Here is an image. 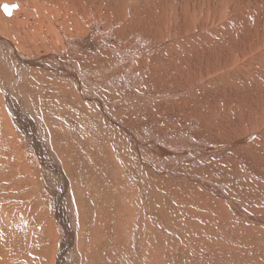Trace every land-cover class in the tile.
I'll return each mask as SVG.
<instances>
[{
    "label": "bare ground",
    "instance_id": "bare-ground-1",
    "mask_svg": "<svg viewBox=\"0 0 264 264\" xmlns=\"http://www.w3.org/2000/svg\"><path fill=\"white\" fill-rule=\"evenodd\" d=\"M0 9V92L17 132L29 131L30 170L49 178L41 192L54 198L68 249L72 205L95 197L89 174L102 189L112 181L108 200L136 210L128 253L147 245L165 264L264 258V0H0ZM208 237L235 246L198 249Z\"/></svg>",
    "mask_w": 264,
    "mask_h": 264
},
{
    "label": "rangeland",
    "instance_id": "rangeland-1",
    "mask_svg": "<svg viewBox=\"0 0 264 264\" xmlns=\"http://www.w3.org/2000/svg\"><path fill=\"white\" fill-rule=\"evenodd\" d=\"M1 31L2 30H0V35L3 36ZM35 90L37 92L38 90H40V87L38 89L36 87ZM2 94L3 93L0 92V123L1 121L3 123V124L2 123L0 124V132L3 135V136L0 135V138L2 137L0 139V142H3L1 144L2 148L0 147V149L3 150V151L0 150V160H1L0 169H2L4 173H2L3 172L2 170H1L2 172L0 171L1 173L0 178H2L0 180V187H1L0 197L3 196V199H1L2 203L0 205L3 210L1 214L4 213L5 216L3 214H2L3 216H1L0 214V221H1L0 226H2L3 232H4V233L0 232V235L2 236L5 235V237L7 236V234H10V235H8L9 240L4 241V244L0 246V264L2 263L12 264L10 263V259L17 254V251L19 252V254H22L23 256L25 252H28L27 253L28 257H26L27 260L22 259L25 262L24 264H81V263L82 264H165L167 257L166 256L163 257L162 253H160L158 250L154 249L150 245L149 246L152 249L148 248V246L146 245V248H145L146 251L142 253L138 252L139 253L138 254L135 252L136 254L134 255L131 253H128L127 247L130 245L129 244L130 240L128 239H131L133 231H134L133 221H134V216L136 214L135 212L136 210L133 208V206H131L132 210H129L130 207L126 210L128 213L124 211V208H123L124 206L121 202L123 198L119 196L121 192L119 193L118 190L117 192L119 194L118 193L117 194L120 198L119 199L120 201L115 200L114 202V201H111L113 199L108 200L109 198L113 196H110L108 191H106L108 194L105 193V190L111 189V186L109 185L112 181L108 183V186L105 185V188L102 189L101 187H97L99 186L97 183H94L96 182V180L91 181L92 176L89 174L83 175L84 177L86 176L85 177L87 181L86 185L90 184V186L88 185L89 187L87 189H89L90 191L92 189H95L93 191L95 193L98 191L96 194H99V195L96 196V194H94L93 191H91V193L93 194L92 199L95 195L93 201H91L92 203L89 202L91 205H89V203H86L87 205L85 206V203L80 202V204H77L79 205L77 206V209L74 204H73L74 206L72 205V207L76 209V210L74 209L76 213L75 214L76 217L74 219L75 222L73 226L68 224L69 231L72 233V236H73L72 238L73 247L71 248L72 250L68 249L67 247L68 244L67 242H65L67 239L65 237H61V235L58 234L59 226H57V224L55 223L56 222L55 213L58 212V210L55 211L56 204L54 203V198L51 196V194H49L50 191L48 190H47L48 192L45 193V196L44 194H42L43 192H41V186H42L41 184L46 180L47 182H49V178L46 177L44 180H41L38 178V176L32 174L33 173L32 169L30 170V167L31 168L33 167L32 165H30L31 164L30 158L27 155L24 149V144H23V142L29 141V131H27V135L24 136L23 138L21 137L20 133L17 132L16 125L14 123L15 121L12 118L13 115H11L13 110L11 109L9 110L8 108L9 106H7V104L5 103V100H3L4 96ZM42 95H45L46 97L48 96L44 93V90H43ZM31 97L33 98V100L30 103L34 105V107L36 108L38 112H41V114H43L42 108H44V105L38 102L39 98L37 97V95H35V92L33 93V96L31 95ZM45 117L43 119L46 120ZM45 127H46V123H45ZM45 127H44V133H43L44 136L42 137V139L44 140V142H46L49 145L48 141L45 140ZM14 156L16 157L15 159L17 158L19 159V162L17 163L15 162L13 158ZM6 166L7 167L9 166V167L7 168ZM19 166H20V169H18ZM39 168H41V165ZM29 181H31V183ZM47 182H46V186H49ZM92 184L93 185L95 184V185L93 186ZM101 192L102 193L104 192V193L101 194ZM103 198H107V199H103ZM97 200H98V204L96 203ZM110 202H114V203H110ZM63 206L64 204L62 203L61 205L62 209H63ZM113 206L114 208H112ZM107 207L109 209L110 208L112 209H110L109 211L107 210ZM120 207H122V210ZM68 210L69 208L66 209L65 211L68 212ZM110 212L112 213L113 216L110 214ZM131 216L132 218H130ZM111 225H112V228H111ZM122 228L124 229L122 230ZM186 234L190 235L192 233L187 232ZM95 237L96 239H94ZM29 241L32 242V245L29 244ZM122 241H125V244H122L124 243ZM197 242L199 243L197 247L198 249L205 250L206 252L209 250L210 253L212 254L215 253L216 256H219L218 253L220 250L225 251L227 248L231 246H235V245L230 244V246L226 247V245H224V242H222V240H219L218 238H213V237H208L207 239L205 238L204 240L199 239ZM230 243L235 244V241L231 240ZM92 244H94L97 247L98 246L101 247V249L95 248L94 245ZM183 246L185 247V249L190 250V248H188L185 243ZM212 246L214 248H212ZM30 247H31V252L27 251L30 249ZM123 248L124 250H122ZM8 249L11 251H7ZM96 249H98L99 251ZM123 251H126L127 253ZM190 251H193V250L191 249ZM234 255L235 254H232V253L230 254L228 252V256L230 257L229 260L225 259V262H216L217 259L215 260V258H212L209 260V263L210 264H217V263L218 264H264V258L261 259L260 261H256L253 258L246 257L245 259L247 262L246 263L244 261H240L239 259L234 260L233 258H235L236 256ZM204 260L207 261V259H202V260L198 259L196 261H198V264H202L200 261H204Z\"/></svg>",
    "mask_w": 264,
    "mask_h": 264
},
{
    "label": "snow or ice",
    "instance_id": "snow-or-ice-1",
    "mask_svg": "<svg viewBox=\"0 0 264 264\" xmlns=\"http://www.w3.org/2000/svg\"><path fill=\"white\" fill-rule=\"evenodd\" d=\"M18 7V6H16ZM4 11L6 14L10 15L11 14V11H10V8L8 6H4Z\"/></svg>",
    "mask_w": 264,
    "mask_h": 264
},
{
    "label": "water",
    "instance_id": "water-1",
    "mask_svg": "<svg viewBox=\"0 0 264 264\" xmlns=\"http://www.w3.org/2000/svg\"><path fill=\"white\" fill-rule=\"evenodd\" d=\"M4 7V6H3Z\"/></svg>",
    "mask_w": 264,
    "mask_h": 264
}]
</instances>
